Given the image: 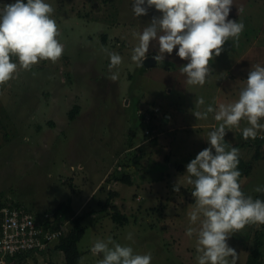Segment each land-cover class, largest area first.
<instances>
[{
  "label": "rangeland",
  "instance_id": "obj_1",
  "mask_svg": "<svg viewBox=\"0 0 264 264\" xmlns=\"http://www.w3.org/2000/svg\"><path fill=\"white\" fill-rule=\"evenodd\" d=\"M13 2L0 0V8ZM46 2L55 9L57 38L64 51L57 62L41 61L30 71L21 69L14 79L0 85V201L12 199L49 212L70 196L79 213L95 203L90 200L92 194L103 200L108 190H114L118 196L113 203L127 222L117 225L100 212L85 218V232L77 244L79 264H98L102 254L93 255L90 248L108 237L138 254L150 253L151 264H197L196 235H186L189 227H199V222L189 223L194 199L186 165L209 146L207 133L218 122L213 113L198 120L194 112L209 104L234 102L251 67L264 66V0H234L228 19L242 22L244 30L238 41H227L221 54L210 61L212 71L202 87L186 84L180 68L187 61H180L175 49L165 55L163 64L149 68L131 61L138 43L133 33L142 32L153 16L160 15L154 8L136 18L131 0ZM239 8L243 11L238 14ZM105 49L123 58L118 69H109ZM157 51L153 42L148 56ZM117 71L118 79L112 81L109 77ZM198 97L205 101L199 108L195 104ZM157 105L167 112L157 113L155 132L146 137L140 128L146 120L137 115L156 110ZM74 106L78 111L69 118ZM246 126L241 121L239 129L227 132L225 141L240 144L238 133ZM132 131L135 141L126 150L123 141ZM154 136L156 143L151 141ZM250 147H236L246 161L254 154ZM133 154L143 157L128 164ZM120 158L128 170L144 167L141 186L107 181L118 170ZM252 166L241 187L253 199L264 200V192L254 191L264 187V153ZM177 182L179 192L173 190ZM251 230L246 226L228 239L237 254L236 264L246 260ZM129 233L131 240L126 238ZM41 258L42 262L66 264L60 250L34 252L28 263L36 259L33 263L41 264Z\"/></svg>",
  "mask_w": 264,
  "mask_h": 264
},
{
  "label": "clouds",
  "instance_id": "obj_2",
  "mask_svg": "<svg viewBox=\"0 0 264 264\" xmlns=\"http://www.w3.org/2000/svg\"><path fill=\"white\" fill-rule=\"evenodd\" d=\"M234 0H131L136 18L146 16L150 8L160 15L153 16L142 32H134L138 43L131 52V61L142 67L153 42L158 46L153 59L163 64L165 55L186 60L180 72L186 84L202 87L211 74L210 61L219 56L229 40L238 41L244 30L240 21L228 19ZM55 9L46 0H14L0 8V85L14 79L19 70L30 71L41 61L57 62L64 51L58 40V25L53 18ZM243 11L238 9V14ZM109 69H118L123 58L104 50ZM15 58V61L14 59ZM119 73L109 77L118 79ZM199 108L203 97L195 101ZM214 114L218 126L207 133L208 147L186 165L187 183L193 186L194 206L188 212L190 225L186 235H196L197 264H236L237 254L228 239L246 226L264 225V200L253 199L241 188L238 169L239 149L225 143L228 131L239 129L241 121L244 140L256 139L264 133V66L256 64L248 72L245 84L234 102L209 104L203 111H195L198 120ZM264 140V136H262ZM177 182L175 192L180 191ZM254 191L264 192L257 186ZM132 239L131 233L126 237ZM93 255L102 254L98 264H151L152 256L138 254L131 246L121 245L112 237L97 240L90 248ZM231 258V259H229Z\"/></svg>",
  "mask_w": 264,
  "mask_h": 264
},
{
  "label": "trees",
  "instance_id": "obj_3",
  "mask_svg": "<svg viewBox=\"0 0 264 264\" xmlns=\"http://www.w3.org/2000/svg\"><path fill=\"white\" fill-rule=\"evenodd\" d=\"M26 2V0H25ZM144 76V75H141ZM155 106V105H154ZM162 106L157 105L156 110H152L151 108L145 111V113H140L137 116L142 120H146L145 123L140 124V128H142L143 135L146 137L151 135L150 133L155 132L154 121L156 120L157 113L165 114L167 109H163ZM78 111V107L74 106L71 111L68 113L69 118H73L74 113ZM144 115H147L144 118ZM9 117V115H6ZM160 120L161 118H157ZM132 130V129H131ZM239 136L242 135V132L238 133ZM136 132L132 131L131 136L130 133L128 135L127 140L123 141L126 150H131L135 141ZM240 144L233 143L231 144L228 141L225 143L230 147H250L252 146V152L254 153L251 156V159L246 161L243 157L239 156V164L238 169L241 173L239 178V183L241 184V180L248 178L250 176V172L252 170V161L259 159L262 154L264 153V140L263 139H251L244 140L241 137ZM153 143H156L155 136L151 140ZM244 142H249V144H244ZM251 148V147H250ZM263 152V153H262ZM119 152L116 153V155ZM262 153V154H261ZM143 157V154L136 155L133 154L131 158H128L126 161L130 163H138L139 159ZM118 162V170L111 173V176L107 179V181H115L119 182L120 184L126 186H141L142 185V171L144 167L137 168L140 170H128V164H126L123 158H120ZM146 160H150L146 158ZM156 162V161H154ZM106 181V182H107ZM105 186H101L100 189L104 190ZM242 188V187H241ZM242 191L248 195L243 189ZM99 192V190H98ZM135 195V194H134ZM118 196V193L114 190H108L106 192V196L102 200L100 197L97 196L96 193L92 194L90 200L91 202H95L94 204H88L90 206L89 210H84L83 212H76L72 206V197L68 196L64 201L59 202L52 211H45V210H36L32 209V207H24L21 202H16L12 199H6L5 201H0V207L2 206H9L10 208H17L23 207L27 209L26 211L32 213V215L36 218L37 223H43L45 226H49L51 228L60 229L61 235L57 242L51 244L49 247L53 246V249L62 251L65 259L66 264H79L81 253L78 250L77 244L81 240L85 232V225L83 224V220L87 217L92 216L96 212L105 213L109 215L111 221L117 225H124L127 222V216L121 213L118 207L113 203L114 199ZM103 202H101V200ZM93 205V206H92ZM96 205V206H95ZM109 209V210H108ZM47 215L45 218L44 215ZM49 217L52 219L50 220ZM250 228L252 229L247 244L245 246V250L247 252L246 260L244 264H264V225L259 227L251 225ZM49 247L46 251H48ZM44 251V252H46ZM41 252V253H44ZM28 255V254H27ZM26 255H22L17 259L19 264H26L25 261ZM28 257V256H27ZM53 264V263H51Z\"/></svg>",
  "mask_w": 264,
  "mask_h": 264
},
{
  "label": "built area",
  "instance_id": "obj_4",
  "mask_svg": "<svg viewBox=\"0 0 264 264\" xmlns=\"http://www.w3.org/2000/svg\"><path fill=\"white\" fill-rule=\"evenodd\" d=\"M264 133L256 139H263ZM23 207H0V264H19L22 255L44 252L58 241L60 229L37 223ZM47 218V215H44ZM51 220L52 218L49 217Z\"/></svg>",
  "mask_w": 264,
  "mask_h": 264
},
{
  "label": "crops",
  "instance_id": "obj_5",
  "mask_svg": "<svg viewBox=\"0 0 264 264\" xmlns=\"http://www.w3.org/2000/svg\"><path fill=\"white\" fill-rule=\"evenodd\" d=\"M180 61H185V60H182V59H180ZM37 210V209H36ZM53 246L54 245H52L51 247H49V249H48V252H50V251H52V250H55V249H53ZM31 254H28V255H26V257H25V261H26V264H36V263H33V262H35V260L36 259H33L32 261V263H28V257L30 256ZM28 256V257H27ZM42 258H41V260L39 261L41 264H51V263H53V262H51V261H46V260H44V262H42Z\"/></svg>",
  "mask_w": 264,
  "mask_h": 264
},
{
  "label": "water",
  "instance_id": "obj_6",
  "mask_svg": "<svg viewBox=\"0 0 264 264\" xmlns=\"http://www.w3.org/2000/svg\"><path fill=\"white\" fill-rule=\"evenodd\" d=\"M156 64H157V62L153 59V55L147 56V58L143 61V66L147 67V68L154 66Z\"/></svg>",
  "mask_w": 264,
  "mask_h": 264
}]
</instances>
